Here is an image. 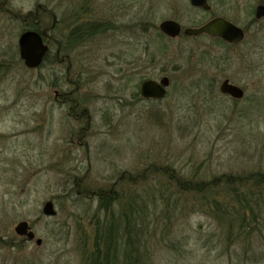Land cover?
I'll list each match as a JSON object with an SVG mask.
<instances>
[{
  "label": "rangeland",
  "instance_id": "rangeland-1",
  "mask_svg": "<svg viewBox=\"0 0 264 264\" xmlns=\"http://www.w3.org/2000/svg\"><path fill=\"white\" fill-rule=\"evenodd\" d=\"M38 4L54 11L58 27L49 32V59L29 69L19 37L22 18ZM209 4L0 0V264H90L84 251L100 248L96 230L124 218L132 198L143 207L146 234L132 243L119 238L117 263L264 264V232L229 241L228 220L193 204L191 188L187 195L177 188L228 175L250 177L252 190L264 192V17H255L264 0ZM40 16L41 29L49 28L52 14ZM217 16L244 28L243 42L169 38L159 26L171 19L198 27ZM76 21L104 31L65 52ZM163 76L171 79L165 98L140 95L145 79ZM225 78L244 89L242 99L220 91ZM98 190L120 192L119 203L101 205L89 196ZM164 191L174 192L178 209ZM48 200L55 216L43 212ZM167 206L172 215L163 213ZM21 221L41 245L16 233ZM123 244L133 247L131 257Z\"/></svg>",
  "mask_w": 264,
  "mask_h": 264
},
{
  "label": "trees",
  "instance_id": "trees-1",
  "mask_svg": "<svg viewBox=\"0 0 264 264\" xmlns=\"http://www.w3.org/2000/svg\"><path fill=\"white\" fill-rule=\"evenodd\" d=\"M44 8H49L46 5H43ZM85 23L75 22L73 27L69 30V39L67 45V49H64L66 52L71 50V44L73 46H77L80 42H83L86 39H91L93 36L104 31V26L94 27L93 25H89ZM57 24L53 27V29H57ZM30 29H41L40 26H31ZM70 49V50H69ZM50 52L46 55L45 61L49 59ZM178 178V177H177ZM244 179V182L242 183ZM250 177L245 178H233L224 176L221 181L216 178V180L210 182L209 184L204 186V182L201 184H195L193 186L186 185L190 182H186V184H179L177 188L180 190H184L186 195L188 194V190L191 188V193L188 196L190 197V201L194 204L197 202V205L202 206L208 213H217L215 216L218 219L223 218L227 219V234L229 241H241L242 238H245V235L251 234H261L264 232V192H255L252 190V186H249ZM181 182L180 180H178ZM225 181V182H224ZM224 182V183H223ZM185 186V187H184ZM258 186V185H256ZM264 186V185H263ZM175 191V193H178ZM190 191V190H189ZM88 190L83 189V193L86 194ZM120 193V192H119ZM118 193V194H119ZM152 193V192H150ZM91 194H96L99 196L100 204L106 205V208H110L109 201H118L115 197L116 194L109 195L106 191L98 190L91 191ZM137 197L140 196L139 193L135 194ZM163 198H167V200L172 201V205L175 209L179 208V201L174 197V192H162ZM186 196V197H188ZM174 197V200L172 198ZM182 196H178L181 199ZM139 198V197H138ZM130 199L128 206H130V212L126 213L125 217H114L112 221L102 222L104 228L102 231L100 229L96 230V242L100 246L96 250V252L91 253L86 249L84 251V255L91 260L90 264H119L116 262V258L113 259V247H116V252L118 253L117 248H119V244H116V241L124 239V241H129L132 243L133 241H138L139 238L144 237L143 234H146L145 231H142V227L144 225L143 220L138 217L141 216L143 218L142 213L140 214V210L142 211L141 203L135 198ZM108 200V201H107ZM140 200V198H139ZM141 201L144 203V207L146 208L147 200L141 196ZM192 204V205H193ZM142 207V208H141ZM168 207V206H167ZM171 208L168 207V210H164L163 213L169 212L171 213ZM166 217H169L166 214ZM144 219V218H143ZM112 223V224H111ZM115 227L119 228V236L116 237ZM136 243V242H135ZM123 251L126 252V256L129 255L133 250V247L127 248L125 244H123ZM89 262V261H88Z\"/></svg>",
  "mask_w": 264,
  "mask_h": 264
},
{
  "label": "water",
  "instance_id": "water-1",
  "mask_svg": "<svg viewBox=\"0 0 264 264\" xmlns=\"http://www.w3.org/2000/svg\"><path fill=\"white\" fill-rule=\"evenodd\" d=\"M195 7L209 10L211 8L208 0H190ZM256 17H264V5H259L256 11ZM160 30L171 38H176L182 32V25L175 20L167 19L160 23ZM187 36H199L207 34L212 37H219L229 43H238L243 40V30L223 17H216L199 27H188L183 30ZM20 56L28 68L39 67L47 52L49 46L44 42L43 35L34 30L23 32L19 38ZM171 80L168 76L162 77L159 81L156 79H147L143 81L140 87V94L146 99H163L167 95ZM220 91L235 99H242L245 91L242 87L231 83L225 79L220 85ZM43 212L48 216H55L57 211L54 202L48 200L43 206ZM18 235L26 236L29 240L35 239V232L31 229L29 222L21 221L15 227ZM36 244L41 245L42 239L37 238Z\"/></svg>",
  "mask_w": 264,
  "mask_h": 264
},
{
  "label": "flooded vegetation",
  "instance_id": "flooded-vegetation-1",
  "mask_svg": "<svg viewBox=\"0 0 264 264\" xmlns=\"http://www.w3.org/2000/svg\"><path fill=\"white\" fill-rule=\"evenodd\" d=\"M5 4V2L3 3V5ZM2 5V6H3ZM260 5H264V4H260ZM259 6V5H258ZM257 6V7H258ZM256 11H257V8H256ZM41 12H43V13H46V14H52V16H53V23L51 24V26L48 28V27H46V28H44V29H40V33H42L43 35H44V37H45V42L49 45V47H50V41L51 40H53V37H52V35L49 33L52 29H53V27L57 24V18H56V15L54 14V11L52 10V9H50V8H44L43 6L42 7H38V8H36L35 9V11H29L27 14H26V16H24L23 18H22V20H23V22H24V26H25V30L26 29H29V27H31V26H40L41 24H42V18H41V16H40V13ZM255 17H256V12H255ZM257 18V17H256ZM260 19V18H259ZM228 20V19H227ZM230 21V20H229ZM230 22H232V23H234L233 21H230ZM235 24V23H234ZM236 25V24H235ZM237 26H239V25H237ZM240 27V26H239ZM242 30H243V32H244V39H245V37H246V30L244 29V28H242V27H240ZM217 39H220V38H217ZM243 39V40H244ZM221 41H223L222 39H220ZM223 42H225V41H223ZM243 42V41H242ZM227 44H232V43H228V42H226ZM241 43V42H240ZM233 44H238V43H233ZM57 54H59V51H57ZM63 94L62 93H60L59 92V94H58V96H57V99L58 98H60V96H62ZM66 101H69V99H67ZM78 192V194L80 193V190H78L77 191ZM82 192V191H81ZM94 195V194H93ZM23 237V241H27L26 239V237L25 236H22ZM29 241V240H28Z\"/></svg>",
  "mask_w": 264,
  "mask_h": 264
}]
</instances>
